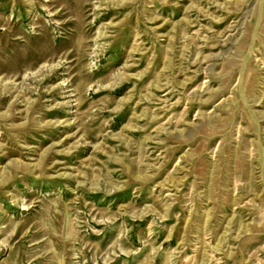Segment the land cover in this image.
Wrapping results in <instances>:
<instances>
[{
  "label": "rangeland",
  "instance_id": "rangeland-1",
  "mask_svg": "<svg viewBox=\"0 0 264 264\" xmlns=\"http://www.w3.org/2000/svg\"><path fill=\"white\" fill-rule=\"evenodd\" d=\"M0 264H264V0H0Z\"/></svg>",
  "mask_w": 264,
  "mask_h": 264
}]
</instances>
